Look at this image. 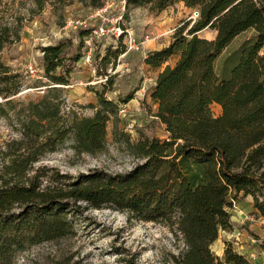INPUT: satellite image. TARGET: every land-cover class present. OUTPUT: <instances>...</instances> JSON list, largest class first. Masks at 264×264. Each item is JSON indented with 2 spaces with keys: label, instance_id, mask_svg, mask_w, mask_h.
Returning a JSON list of instances; mask_svg holds the SVG:
<instances>
[{
  "label": "trees",
  "instance_id": "obj_1",
  "mask_svg": "<svg viewBox=\"0 0 264 264\" xmlns=\"http://www.w3.org/2000/svg\"><path fill=\"white\" fill-rule=\"evenodd\" d=\"M101 1L92 4L100 7ZM179 2L197 9L198 19L186 22L167 48L145 60L160 70L151 100L153 117L168 138L140 135L133 141L123 135L138 160L124 174L96 169L77 178L64 174L52 179L42 163L68 141L78 155L103 152L108 123L119 119V105L107 100L105 91L96 93L92 117L64 109L66 87L91 29H78L77 47L72 39L40 47L48 84L38 100H14L24 78L0 59V117L18 133L0 144V264H13L29 245L72 236L68 213L82 204L167 223L185 245L174 264H252L230 244L223 258L211 248L220 230L230 228L228 208L241 193L254 198L264 217V0H127L125 7L149 6L160 13ZM18 29L17 21L0 20V53L19 41ZM207 29L217 33L215 39L199 36ZM249 31L253 34L236 51L228 77L220 78L218 58ZM174 56L177 61L167 64ZM213 105L221 107L219 117ZM44 178L50 181L42 187ZM56 264L82 263L68 258Z\"/></svg>",
  "mask_w": 264,
  "mask_h": 264
},
{
  "label": "rangeland",
  "instance_id": "obj_2",
  "mask_svg": "<svg viewBox=\"0 0 264 264\" xmlns=\"http://www.w3.org/2000/svg\"><path fill=\"white\" fill-rule=\"evenodd\" d=\"M39 5L42 10H38ZM105 7L107 11L103 12ZM120 15H123L118 20L121 26L133 33L142 50L126 51L123 36L115 40L112 31ZM198 17V10L187 8L183 2L157 13L149 6L126 8L123 0H102L100 7H94L92 0H0V20L17 21L19 25V41L0 53V59L24 78L25 86L15 101L38 100L47 88L41 46L72 39L77 47L78 29L70 26L71 21L86 20L85 29L95 31L108 20L109 37L82 50V58L64 93V109L68 114L92 117L98 106L96 93L105 91V98L119 105V119L108 123L106 147L99 154L78 155L70 141L59 151L48 154L42 162L49 170L48 177L55 179L67 174L77 178L96 169L124 174L138 160L130 153L123 135L131 136L133 141L140 135L168 138L165 127L153 117L156 106L151 92L160 70L148 66L145 60L151 52L167 48L177 31L186 22L192 25ZM216 34L207 29L199 36L213 40ZM252 34L249 31L238 36L220 55L216 62L220 78L228 77L236 63V51ZM105 56L108 59L103 62ZM177 59L174 56L167 64L173 65ZM221 112V107L212 106L215 117ZM17 137L13 123L0 117V144ZM50 178L43 179L42 187L47 186ZM260 201H264V196ZM228 211L231 226L220 230L211 248L213 253L223 258L230 244L252 264H264V217L255 209L254 198L241 193ZM68 219L74 226L72 236L29 245L16 255L13 264H56L68 258L82 264H174L173 257L185 250L181 237L167 223L132 219L123 211L88 209L82 204L68 213Z\"/></svg>",
  "mask_w": 264,
  "mask_h": 264
},
{
  "label": "built area",
  "instance_id": "obj_3",
  "mask_svg": "<svg viewBox=\"0 0 264 264\" xmlns=\"http://www.w3.org/2000/svg\"><path fill=\"white\" fill-rule=\"evenodd\" d=\"M126 3H127V0H123V4H124V7L126 6ZM102 11L105 12L107 11V7L105 8H102ZM123 19V15H120L119 19H117V25L116 27H114L113 29V35L115 37V40L119 41L122 36L125 38L124 39V43H125V46H126V51H129V52H138L141 49V46L138 44L137 40L135 39L133 33L128 30V29H125L121 26V22H119L118 20H122ZM108 20L104 21L102 24L97 30L95 31H90V34L83 38V41H84V44H85V47L86 49H88V47H91L93 45H95L94 43L97 41H103L104 39L106 40L108 37H109V29L107 28V25H106V22ZM70 26H73L77 29H85L87 27V21L84 20V21H79V20H75V21H71L70 23Z\"/></svg>",
  "mask_w": 264,
  "mask_h": 264
},
{
  "label": "crops",
  "instance_id": "obj_4",
  "mask_svg": "<svg viewBox=\"0 0 264 264\" xmlns=\"http://www.w3.org/2000/svg\"><path fill=\"white\" fill-rule=\"evenodd\" d=\"M216 106H218V105H216ZM219 107V106H218Z\"/></svg>",
  "mask_w": 264,
  "mask_h": 264
},
{
  "label": "bare ground",
  "instance_id": "obj_5",
  "mask_svg": "<svg viewBox=\"0 0 264 264\" xmlns=\"http://www.w3.org/2000/svg\"><path fill=\"white\" fill-rule=\"evenodd\" d=\"M215 243H216V242H215ZM215 243H214V244H215Z\"/></svg>",
  "mask_w": 264,
  "mask_h": 264
}]
</instances>
